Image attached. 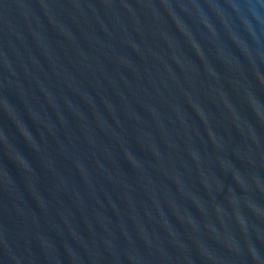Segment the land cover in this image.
Masks as SVG:
<instances>
[{"label": "water", "instance_id": "1", "mask_svg": "<svg viewBox=\"0 0 264 264\" xmlns=\"http://www.w3.org/2000/svg\"><path fill=\"white\" fill-rule=\"evenodd\" d=\"M0 264H264V0H0Z\"/></svg>", "mask_w": 264, "mask_h": 264}]
</instances>
